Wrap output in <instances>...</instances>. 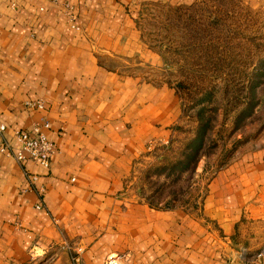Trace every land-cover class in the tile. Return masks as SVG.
Returning <instances> with one entry per match:
<instances>
[{"label": "crops", "instance_id": "1", "mask_svg": "<svg viewBox=\"0 0 264 264\" xmlns=\"http://www.w3.org/2000/svg\"><path fill=\"white\" fill-rule=\"evenodd\" d=\"M13 1L0 0V140L14 147L13 129L47 119L54 151L47 166L0 151V264L60 247L80 248L73 264H264V143L215 168L191 206L128 187L178 115L174 90L136 71L160 57L135 19L144 4L192 0Z\"/></svg>", "mask_w": 264, "mask_h": 264}, {"label": "rangeland", "instance_id": "2", "mask_svg": "<svg viewBox=\"0 0 264 264\" xmlns=\"http://www.w3.org/2000/svg\"><path fill=\"white\" fill-rule=\"evenodd\" d=\"M135 24L140 42L160 57L158 66L136 71L174 90L178 115L169 136L133 165L128 187L153 202L191 206L218 165L264 143V0L151 2L141 6ZM248 102L253 106L240 114ZM200 106L211 122L192 161L181 152ZM177 159L185 168L170 167ZM63 250H47L25 264H73Z\"/></svg>", "mask_w": 264, "mask_h": 264}, {"label": "built area", "instance_id": "3", "mask_svg": "<svg viewBox=\"0 0 264 264\" xmlns=\"http://www.w3.org/2000/svg\"><path fill=\"white\" fill-rule=\"evenodd\" d=\"M9 4L11 7H14L15 5L13 0H10ZM66 22L71 28L77 29L79 27L75 14L67 4ZM23 104L26 107H43V102L40 99L28 98L23 101ZM48 124L47 119H41L31 122L27 128L13 129V138L15 141L14 147L3 140H0V151L11 153L14 159L19 163H21L24 158H28L32 161L38 162L42 166H47L50 156L54 151L53 143L47 138L45 132ZM4 128V123L0 121V132L3 131ZM79 249V247H76L70 254V259L74 263H76L78 259L77 256Z\"/></svg>", "mask_w": 264, "mask_h": 264}, {"label": "trees", "instance_id": "4", "mask_svg": "<svg viewBox=\"0 0 264 264\" xmlns=\"http://www.w3.org/2000/svg\"><path fill=\"white\" fill-rule=\"evenodd\" d=\"M198 102L199 101H197V103ZM252 106L253 104L249 102L244 104L243 107L239 109L240 114L241 113H244V115L247 114V112ZM201 109H202V106L197 107V109L195 110V125L193 127L192 136L186 141L184 148L181 152V155L183 157L190 158L192 159V161H195V159H197L199 150L201 149L202 144L204 142L203 139L205 138L206 132L210 128L211 119L210 117H206V118L203 117L201 113ZM239 112L237 111L234 117L238 116ZM190 152L193 153L192 156L190 155ZM181 162H182L181 159H177L176 161L170 164L171 165L170 167L173 169L178 168V170H180L181 168H185V166L184 167L179 166ZM146 200L150 205L158 206V207H172V206L178 205V204L170 203L167 201H165L164 203H158V202H153L147 198Z\"/></svg>", "mask_w": 264, "mask_h": 264}]
</instances>
